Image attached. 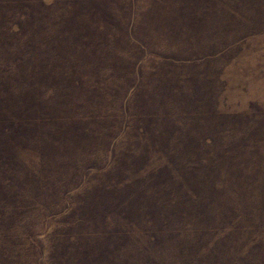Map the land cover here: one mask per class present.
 <instances>
[{
	"label": "rangeland",
	"instance_id": "1",
	"mask_svg": "<svg viewBox=\"0 0 264 264\" xmlns=\"http://www.w3.org/2000/svg\"><path fill=\"white\" fill-rule=\"evenodd\" d=\"M0 264H264V0H0Z\"/></svg>",
	"mask_w": 264,
	"mask_h": 264
}]
</instances>
